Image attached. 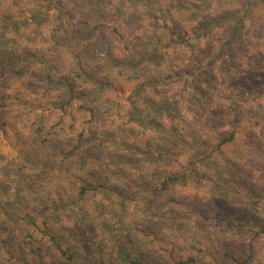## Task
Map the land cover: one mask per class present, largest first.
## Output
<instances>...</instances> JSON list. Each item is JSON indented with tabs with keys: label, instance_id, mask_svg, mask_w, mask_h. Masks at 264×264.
I'll list each match as a JSON object with an SVG mask.
<instances>
[{
	"label": "trees",
	"instance_id": "obj_1",
	"mask_svg": "<svg viewBox=\"0 0 264 264\" xmlns=\"http://www.w3.org/2000/svg\"><path fill=\"white\" fill-rule=\"evenodd\" d=\"M153 3L0 0V264H261L264 120L253 123L230 98L221 108L231 129L216 139L189 127L145 134L164 117L136 103L164 76L142 67L164 59L145 31L161 9ZM139 8L149 11L144 26ZM173 74L184 85L193 78ZM27 76L34 88L16 83ZM120 79L130 84L126 98ZM168 99L159 104L173 111L165 116L175 131L179 104ZM229 166L249 182L243 196L220 183ZM53 177L71 184L52 195ZM235 235L248 240L243 256Z\"/></svg>",
	"mask_w": 264,
	"mask_h": 264
},
{
	"label": "rangeland",
	"instance_id": "obj_2",
	"mask_svg": "<svg viewBox=\"0 0 264 264\" xmlns=\"http://www.w3.org/2000/svg\"><path fill=\"white\" fill-rule=\"evenodd\" d=\"M153 1V4L161 9L157 13L152 12L153 24L145 27V31L159 38L158 48L164 53V59L155 67L151 64L147 65L150 69L145 65L142 67L146 71L155 68L164 76H161L162 78L157 82H152L149 89L142 88L136 103L140 109L144 110V113L148 111L146 107H155V109L158 107L157 115L161 114L164 117L154 116L155 120L152 122L154 128L146 131L145 134L149 132L150 135L160 136V138L172 137L177 132L186 133L189 127L200 135H207L210 140L216 139L231 129L229 116H223L221 108L222 102L227 105V101L229 102L227 99L230 98L243 102L242 109L246 110L247 116L253 114L255 116L252 119L253 123L256 122L255 120L259 122L261 119L264 120V0ZM195 11H198L197 16L193 17ZM139 13L143 15L141 18L144 26L148 23L149 11L139 8ZM189 34L192 36L187 37ZM67 63L65 59H59L61 69L65 70ZM175 69L188 71L193 78L188 79L185 85L179 83L173 74ZM190 81L193 85L189 83ZM120 82L126 90V98L130 84L124 79H120ZM16 83L29 88L37 85L33 76L21 78L20 82L16 81ZM193 91L204 99L201 106L204 107L203 110L194 104ZM162 99L178 101L180 119L179 123H176L175 131H173L174 128H170V123L165 116H170L169 112L173 111L167 107H160L159 103ZM258 102L262 103L260 111L254 108ZM132 118L134 116H131V121L136 122V119ZM202 120H206V123H202ZM260 124L263 125V123ZM18 137L14 136L18 144L25 146L26 141L23 140L26 136L23 135L20 140ZM230 150L231 147L226 149L228 154ZM229 167L230 177H221L220 183L232 185L234 182L236 194L243 196L245 186L249 182L239 178L234 173V169ZM48 175L53 176V174ZM89 177L96 179L94 173H90ZM53 178L48 184L52 195L57 194V190L64 191L68 184H71V181L68 182L67 179L64 180L65 178ZM64 182L68 184L64 186ZM128 209L131 210V208ZM107 225L109 229L111 226L109 223ZM218 228L211 226L208 232L215 234L212 230L218 231ZM234 237L237 239L232 244L233 251L243 256L247 251L248 240L244 242L236 235ZM141 239L142 236L141 238L136 236V241ZM111 242V238L104 241V256L110 253ZM216 246L218 247L217 241L214 240L212 248L218 250ZM258 247L263 249L261 254L263 256L259 260L261 264H264V241H261ZM109 257H111L110 254ZM251 264L258 263L253 260Z\"/></svg>",
	"mask_w": 264,
	"mask_h": 264
}]
</instances>
